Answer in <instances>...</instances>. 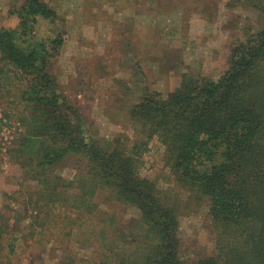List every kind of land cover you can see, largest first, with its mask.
Segmentation results:
<instances>
[{
  "label": "trees",
  "instance_id": "trees-1",
  "mask_svg": "<svg viewBox=\"0 0 264 264\" xmlns=\"http://www.w3.org/2000/svg\"><path fill=\"white\" fill-rule=\"evenodd\" d=\"M241 1L264 16V0ZM22 3L14 12L18 24L0 29V81H20L26 131L10 152L39 187L28 194L30 213L7 206L10 213L0 214V264L22 221L31 227L44 218L51 226L58 206L76 214L66 218L100 229L101 239L92 230L91 237L103 250L96 263L66 256L59 264H264V26L242 32L218 76H185L167 97L144 87L129 109L135 139H99L54 73L66 33L57 26V10L45 0ZM42 21L51 32L40 33ZM155 137L165 146L164 164L182 202L170 195L175 189L141 176ZM67 166L77 169L73 178L61 174ZM101 191L137 209L139 218L116 223L93 202ZM192 202L208 204L216 231V253L195 261L180 252V207Z\"/></svg>",
  "mask_w": 264,
  "mask_h": 264
},
{
  "label": "rangeland",
  "instance_id": "rangeland-1",
  "mask_svg": "<svg viewBox=\"0 0 264 264\" xmlns=\"http://www.w3.org/2000/svg\"><path fill=\"white\" fill-rule=\"evenodd\" d=\"M22 1L0 0V29L18 24L14 12ZM45 1L57 10V26L66 32L61 56L53 63L54 73L66 99L80 109L87 130L99 139L112 140L119 134L135 139L129 109L144 87L167 97L185 76H218L227 68L233 47L243 39L242 32L264 26L263 14L241 0ZM50 30L49 22L40 23L41 34ZM21 89L17 79L0 81L1 215L10 213L7 206L28 208V194L39 187L10 152L26 131L20 120L26 106L19 96ZM164 154L165 146L153 138L143 156L141 176L158 180L163 190L175 189L170 195L180 200L171 170L164 164ZM76 170L67 166L61 174L73 178ZM107 193L101 191L93 202L107 209L116 223L129 225L139 218L137 209L111 199ZM190 205L180 207V252L184 260L195 261L216 253V231L208 204L200 208L196 202ZM52 214L51 226L43 225V218L26 227L29 220L24 219L18 239L6 241L13 247L3 250L2 263L59 264L66 256L91 263L101 260L103 250L91 237L93 231L101 239L100 229L95 232L93 226L74 222L76 214L60 206ZM66 214L73 219L66 218ZM124 229V233L129 231Z\"/></svg>",
  "mask_w": 264,
  "mask_h": 264
}]
</instances>
